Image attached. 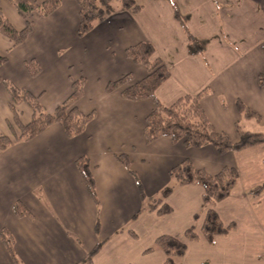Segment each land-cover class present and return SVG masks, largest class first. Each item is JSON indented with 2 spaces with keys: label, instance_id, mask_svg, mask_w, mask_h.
<instances>
[{
  "label": "crops",
  "instance_id": "obj_1",
  "mask_svg": "<svg viewBox=\"0 0 264 264\" xmlns=\"http://www.w3.org/2000/svg\"><path fill=\"white\" fill-rule=\"evenodd\" d=\"M136 1L142 5L139 11L121 9L116 2V10L84 35L78 34L76 0H61L46 16L34 14L32 31L19 44L0 32V55L7 57L0 65L2 78L38 95L53 111L70 95L72 82L85 77L77 105L95 112L80 134L70 136L61 122H54L0 151V264H80L100 241L104 244L93 264H167L163 250L146 251L163 234L187 243L183 264H264V190L256 197L249 192L264 182V143L221 153L213 144L188 147L169 137L147 141L146 118L155 101L127 100L121 88L107 90L125 73L134 80L147 74L126 49L148 40L171 71L156 91L163 103L206 89L201 103L207 115L233 141L237 122L264 131V0H174L189 30L206 40L203 54L189 51L188 34L169 0ZM0 7L17 29L26 25L9 0H0ZM29 59L41 66L36 75L26 67ZM238 100L260 119L241 113ZM10 101L0 81V134L14 137L19 128ZM18 108L21 121L28 122L31 107L21 103ZM122 154L130 165L119 159ZM83 157L96 198L79 167ZM185 158L210 173L226 165L239 172L238 184L215 207L235 230L216 235L213 244L203 236H185L196 214H201L197 229L202 225V186L177 187L164 201L172 208L169 213L146 209L170 184L171 168ZM17 202L30 214L19 215Z\"/></svg>",
  "mask_w": 264,
  "mask_h": 264
},
{
  "label": "trees",
  "instance_id": "obj_2",
  "mask_svg": "<svg viewBox=\"0 0 264 264\" xmlns=\"http://www.w3.org/2000/svg\"><path fill=\"white\" fill-rule=\"evenodd\" d=\"M20 13L26 18V25L22 29H17L5 16L0 7V32L6 35L13 44H19L26 39L33 28V15L46 16L56 10L61 4V0H43L33 2L30 0H9ZM80 6V19L78 34L84 35L89 32L96 23L107 18L116 10V2H120L121 9L139 11L142 5L136 0H76ZM173 6L175 17L182 24L189 37V51L195 54H203L206 40L199 39L189 30L186 18L181 13L174 0H169ZM126 54L134 61L144 64L147 74L140 80H134L132 73H125L120 78L112 80L107 84V90L113 91L121 88V95L127 100H141L152 98L155 106L146 118L144 129L147 141H153L159 137H169L173 141H183L188 147H199L205 144H213L221 153L264 143V131H252L246 129L239 122L236 124L238 139L233 141L226 131L219 130L207 115L201 98L207 94L203 90L197 94H186L180 96L171 104L163 103L156 95L157 88L167 80L171 71L164 60L156 55L155 45L148 40H142L130 45L126 49ZM7 60L5 55H0V65ZM27 69L33 75L41 70V66L36 59H29L25 62ZM11 95L10 108L13 111V119L18 125L19 132L14 137L0 134V151L5 149L17 140L30 139L43 131L54 122H61L68 135L74 136L84 131L89 121L94 117L95 112H84L77 105L78 100L84 94L85 77H81L72 82L70 95L53 111H47L40 97L28 89L22 88L10 80L0 76ZM27 103L33 112L32 118L24 123L20 118L18 105ZM237 106L245 116L260 119V115L245 105L241 100L237 101ZM119 159L126 165H130L127 155H119ZM79 167L85 181L96 198L95 180L90 170V165L86 157L79 159ZM171 182L166 185L160 194L151 200L146 208L149 211L156 210L161 214L169 213L172 208L165 203V199L179 186L187 184H197L203 187V202L205 212L200 230L197 229V222L201 214L195 215V222L185 231V236L189 240H198L202 236L211 244L218 234L227 235L235 230V224L226 225L219 216L216 205L225 199L232 189L239 182V172L234 166H224L216 173H210L204 168L194 165L190 158H185L170 170ZM264 190V182L253 187L249 192L254 196H259ZM15 211L19 215L30 214L29 209L23 202H17ZM9 249L13 252L11 237L6 236ZM104 241H100L88 254L87 258L80 264H93L94 255L102 248ZM161 249L166 254L167 264H183V256L187 249V243L172 235L163 234L156 238L154 244L146 251Z\"/></svg>",
  "mask_w": 264,
  "mask_h": 264
},
{
  "label": "rangeland",
  "instance_id": "obj_3",
  "mask_svg": "<svg viewBox=\"0 0 264 264\" xmlns=\"http://www.w3.org/2000/svg\"><path fill=\"white\" fill-rule=\"evenodd\" d=\"M121 2V1H120ZM21 114V113H20ZM245 120H247V119H245ZM251 122L250 123H253L254 121L253 120H250ZM241 123V125H244V123L243 122H240ZM245 126V125H244ZM6 135H8V134H6ZM9 136H11V135H9ZM11 137H13V136H11Z\"/></svg>",
  "mask_w": 264,
  "mask_h": 264
}]
</instances>
